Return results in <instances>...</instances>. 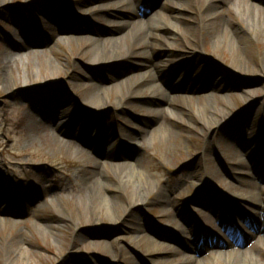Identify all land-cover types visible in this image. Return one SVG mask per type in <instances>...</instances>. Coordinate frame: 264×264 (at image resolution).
Instances as JSON below:
<instances>
[{"label":"rangeland","instance_id":"obj_1","mask_svg":"<svg viewBox=\"0 0 264 264\" xmlns=\"http://www.w3.org/2000/svg\"><path fill=\"white\" fill-rule=\"evenodd\" d=\"M143 1L142 5L140 0H135L134 12L109 5V0H8L5 4L0 3V219L6 220L4 229H0V264H4V254L13 251L16 253L14 264L21 263L19 255L27 264H180L183 256L193 255L185 247L194 245L191 243L194 239L182 231L190 222L212 232L208 242L218 239L227 244L224 233L222 235L216 225L218 211H214L221 208L222 201L233 200L232 203L238 204L257 221V204L253 201L264 197V191L257 187L264 186V173L261 170L262 176L257 177L254 172L264 162L262 39L252 37L239 41L238 55L223 48L216 49L215 38L209 35L211 32L191 33L201 24L200 16L208 8L206 1L189 0L185 8L178 11V19L173 20L178 33L173 28L169 31L154 28V35L148 39L153 45L147 46V51L152 53L150 63L140 53L144 48L140 46L131 47V53L122 60L93 63L91 52L87 51L90 45L78 38L95 36L99 42L101 38L112 37L117 32L112 21L127 19L129 22L142 18L146 26L165 24L156 13L162 14L166 0ZM211 1H208L209 5ZM255 3L264 11V0H255ZM53 6L51 14L59 8L61 21L58 26H53L54 30H48L50 26L44 15ZM232 6L216 0L210 8L218 9L224 21L238 29L240 18ZM23 16L27 17L26 21L22 20ZM70 25L74 31L66 30ZM31 27L45 32L31 30ZM28 33L40 34L34 38L27 36ZM238 33H242L241 30ZM67 36L73 38L70 43ZM15 41L31 45L28 50L31 53L27 60L16 59L13 66L12 62L5 64L4 58L6 54L14 56L15 51L10 49L17 47ZM53 64L63 70L47 78ZM145 64L146 69L150 65L162 69L160 80L166 97L152 98L142 87L137 100H130V105L119 109L112 104L105 110L93 108L81 102V98L92 90L93 86L89 84L104 80V86L109 87L113 82L138 77ZM31 71H37L39 77L32 85L11 87L9 82L15 78L20 80L24 72ZM203 71L208 78L200 79ZM212 73H216L214 79L218 82L214 92L221 98L228 96L221 102L228 117L209 130L192 115L189 104L196 106L198 96L207 102L212 89L206 86ZM187 87L194 91L191 101L184 95ZM116 96L119 95L111 94L112 99ZM39 100L43 105L50 103V112L42 106L36 109ZM59 103L57 113L66 121V133L61 142L52 140L48 133L29 129L33 115L40 114L41 109L46 115L40 124H48L57 115L50 107L54 109ZM146 103L169 106L187 122L173 121L164 114L148 116L143 109ZM135 119L147 125L142 135L158 132L153 140L147 136L142 146L137 145L140 143L138 133L130 140L141 147L140 162L133 165V169L138 167L146 171L154 192L144 194V199L130 205L125 214L117 211L118 215L124 216L113 225L114 218L107 215L99 200L88 198L90 207H100L91 214L76 204L79 197H87L84 181L96 166L91 161L93 156L86 152L92 151L91 147L81 145L80 152L76 153L68 143L77 145L78 139L83 140L89 134L95 137L96 134L88 130L95 123L102 124L100 130L107 124L114 130L113 136L103 144L119 138L127 140L122 134L130 128L129 122L137 124ZM164 124L170 128V134L165 129L158 130ZM98 137L102 134L98 133ZM121 145L125 144L122 142L117 146L116 161L125 160L127 151L130 153ZM102 148L107 147L102 145ZM99 159L104 161V158ZM211 159L214 162H210ZM239 159L242 164H238ZM228 169L231 175L227 174ZM208 172L219 177L212 178ZM195 174L201 175V181L193 177ZM108 175L112 176L110 172ZM109 180L111 184L115 183L113 177ZM252 180L257 185L247 186ZM162 186L165 188L163 193L159 192ZM160 193L166 194V200L158 198ZM129 194L125 192L120 199L128 203ZM240 194L250 195L252 201L236 199ZM177 215L185 219L184 225ZM11 222H16L13 228ZM239 227L245 236L251 233L253 242L262 240L264 231L245 229L241 224ZM93 242L98 246H90ZM166 246L179 247V251L167 252ZM245 247L249 248V245ZM223 248L225 246L219 249ZM217 249L199 246L196 257ZM211 262L215 263L214 260Z\"/></svg>","mask_w":264,"mask_h":264},{"label":"bare ground","instance_id":"obj_2","mask_svg":"<svg viewBox=\"0 0 264 264\" xmlns=\"http://www.w3.org/2000/svg\"><path fill=\"white\" fill-rule=\"evenodd\" d=\"M8 0H0V3H6ZM168 5L167 9H165L163 12L165 13H158L157 16L161 17L165 20L164 25L156 24L154 26H146L144 21L142 19H136L134 21H127L126 20H119V21H112V24L117 26V32L112 35V37H104L101 38L98 42V39L93 36H84L83 38H78V41L83 40L84 43H87L90 45L87 51L91 52V60L93 63L99 62V61H106L110 59H118L122 60L126 58L131 52V47H144L140 53L142 56L147 57L149 59L152 58V53L147 51V46L153 45L152 41H148L149 37L154 35V28H162L165 31L169 30L170 27H172L175 31V33H178V29L176 27V21L173 23V20L178 19V11L180 9L185 8V4L189 0H167ZM199 3L203 0H197ZM206 1V3H205ZM211 0H204V3L207 9L201 14L200 18V26L193 28L191 33L197 34L198 31L205 30L208 32H211L213 37L215 38L213 45L216 49L223 48L228 50L230 53L234 55H238L240 53V47L239 45L241 42L246 40H251L252 37H258L262 39V43L264 44V11L259 8V5L255 3V0H233L232 3L231 0H219L223 2L224 4H233L232 7H234V11L236 13V16L240 18V21L238 20V29L232 28V25L230 22L224 21L222 15L220 12L215 10L212 7V4L216 0H212L210 5L209 2ZM254 1V3H253ZM109 5H114L116 7H121L124 9H129L133 11L134 8H132V5H135V0H109ZM107 6V4H106ZM165 8V7H163ZM210 8V9H209ZM259 13H263L262 16H259ZM133 14V13H132ZM66 30L68 31H74L73 25H70ZM241 30L242 33H238ZM192 36V34H191ZM69 36L65 37L66 40L70 43L73 38H68ZM175 37V36H174ZM203 39L206 38V34L203 35ZM206 40V39H205ZM203 40L202 43H206V41ZM58 43H60V39L57 40ZM241 41V42H239ZM98 42V43H97ZM258 44V42H257ZM31 47L29 46L27 49L23 50L22 52L16 53L13 57L11 55L6 54L4 58L5 64H8L10 62L13 63V66L16 64V59L22 60L26 58L28 59V56L30 55V51H28ZM168 49V46H167ZM27 50V51H26ZM139 53V54H140ZM34 54V53H33ZM7 59V57H9ZM15 59V60H12ZM47 59V57H46ZM150 63V59H149ZM10 68V67H7ZM51 73H47L46 77H51L56 75V73L60 70H63L61 66L53 64L50 66ZM145 68V69H144ZM144 70L142 71L140 76H133L125 81H116L113 82L111 86H104L105 81L100 80L97 84H91L89 86H93L90 93L86 94L84 97L81 98V102L89 107L93 108H99V109H108L110 108L109 104H112L116 109L122 108L123 106L130 105V100L138 99L140 95V91L142 87L146 89L147 92L150 93L152 98H159V97H166L167 94H165L164 88L162 86L161 81H158L161 78L162 70L158 68L156 65H150L146 69V64L144 66ZM49 74V75H48ZM216 73H213L211 77L209 78V81H207V86L212 89V92L209 94L207 102L204 100L203 97L198 96L196 101L198 104L190 103L189 105L192 106L190 109L192 110V115L195 116V118H199L202 122L204 129H213L215 126H217L220 121L226 117L227 110H225L223 107H221V102L223 99L228 98V96H223L222 98L218 96L214 89H216L218 82L215 81L214 76ZM38 72H24L23 78L18 80V78H15L13 82H9L11 87L20 88V87H27L32 85V82L36 81L35 78H39ZM208 74L203 71L200 75L201 78H208ZM44 77V78H46ZM49 81V80H46ZM44 81V82H46ZM12 83V84H11ZM72 86V82L69 83ZM8 85V84H7ZM144 85V86H143ZM104 86V87H103ZM185 98L191 101V96L194 94V91L189 87L185 88ZM111 94H117L119 96L111 97ZM139 101V100H138ZM141 102V101H140ZM150 105L148 108V111L151 116L156 117L160 114L166 115L169 119L173 121H181V122H187L186 119H183L181 115H179L177 112L169 109V106H159L156 104H146ZM159 106V107H158ZM60 115V116H59ZM55 117V119H51L50 122L46 125L41 126L40 123H37L35 119H32V122L29 123V129L31 131L36 130L37 132L41 131V133H48L52 140L55 142H61L64 137V134L66 131L64 130L65 121L61 119V114ZM228 117V116H227ZM226 117V118H227ZM136 120V119H135ZM198 120V119H196ZM138 126H135L136 129H134L132 126L135 124H130L131 127L130 130L126 131L128 134L136 135L137 132L143 131L147 128L146 123L143 124L140 123L139 120L136 121ZM189 122V121H188ZM190 124V122L188 123ZM34 125V126H33ZM142 128H141V127ZM169 127V125H168ZM164 130L170 134V128H167V125L164 124L162 127L158 128V130ZM150 131V130H149ZM101 132L102 136L105 138L112 137L114 131L112 129V126L110 124H107L106 128L99 131ZM98 133V131H97ZM141 133V132H139ZM148 135L140 137V140H144L147 136L151 140L157 138L158 132L150 131L149 133L146 132ZM81 134V133H80ZM82 143H92V139L88 138L81 140L77 145L70 144L71 149H74L76 153H79L80 150V144ZM233 149L232 151H234ZM140 149L136 147L130 148V162L127 161H121V162H112V161H106L101 162L98 159H92L91 161L93 166H96L94 171H91L87 178L84 181V187L87 189L88 195L87 197L85 195L78 198L77 205L82 206L86 208V213L91 214L97 210L100 209V207L92 206L90 207V204L88 203V198L93 199L94 201L99 200V204L105 208L107 215L110 218H114L113 225H116L122 218V214H125L128 212V208L130 205L136 204V202L139 201V199H144V194L148 195L151 192H154V186L153 183H151V180L148 178V175L145 170L133 169V165H136L140 162L141 155H140ZM210 162L213 161L212 159L209 160ZM214 162V161H213ZM222 162V161H221ZM238 164H242V160L239 159ZM132 165V170H131ZM219 171L223 173L222 169L219 168ZM108 172L111 173L112 176L108 175ZM258 174L260 173V169L257 171ZM218 174V173H217ZM227 174L231 175L230 170H227ZM207 175V174H206ZM213 177H219V175L216 174H210L208 172V176ZM115 180L114 184L110 183L109 178H112ZM193 177H198L201 181V175L195 174ZM241 186V185H240ZM247 186L254 187L256 184L252 181L247 184ZM160 187V185H159ZM261 191H264V187L257 186ZM152 188V190H151ZM263 189V190H262ZM106 190H110L108 193H106ZM160 190V189H159ZM165 188L162 186L161 190L159 192H164ZM125 192L130 193L128 198V203L123 202L120 197L121 195L125 194ZM242 199L245 200H251L250 195L246 194H240ZM264 195V194H263ZM158 198L160 200L165 199L166 200V194L165 196L160 193L158 195ZM255 204L257 203V209L258 212L256 213V229L259 231L264 230V199L262 197H259L256 201H253ZM263 203V204H262ZM259 204V206H258ZM261 205V207H260ZM89 207V208H88ZM117 211H121L122 214L118 215ZM116 214V215H115ZM114 215L116 217H114ZM177 218L179 221H181V224L183 222V225L185 224V219L182 217H179L177 215ZM6 220L0 219V229H4V224ZM11 228H13V225H16V222H11ZM182 229V228H181ZM47 231V230H46ZM183 233L186 234V236H193V239L198 243L200 240L201 233L198 231L197 233H194L192 229H188L187 227H184L182 229ZM48 232V231H47ZM206 237V236H204ZM249 238H252V236L248 235ZM252 242V240L250 241ZM204 247H210L209 244L206 243V240L202 241L200 244ZM90 246L97 247L98 243L93 242ZM212 247H217V244H212ZM167 252H173L176 253L178 250H174L170 248L169 246L164 247ZM188 250L192 251V253H195L197 251L196 246H190L186 247ZM13 252H7L4 254V264H14L15 255L16 253ZM185 255V254H184ZM264 257V233L263 238L260 241L252 242L250 244L249 248L244 249H218L214 251L211 254H207L206 256L197 258L194 255H185L183 256V259L180 261V264H213L211 261H215L214 264H263L264 260L261 259V257ZM20 264H27L26 262L22 261V255H19ZM224 258L222 262H220V259ZM219 261V262H218ZM211 262V263H210ZM19 264V263H17Z\"/></svg>","mask_w":264,"mask_h":264}]
</instances>
